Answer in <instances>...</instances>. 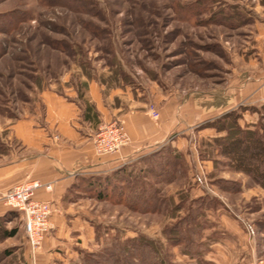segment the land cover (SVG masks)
I'll return each instance as SVG.
<instances>
[{"label":"rangeland","instance_id":"1","mask_svg":"<svg viewBox=\"0 0 264 264\" xmlns=\"http://www.w3.org/2000/svg\"><path fill=\"white\" fill-rule=\"evenodd\" d=\"M263 5L264 0H0V53H5L0 59L1 108L10 115L16 102L38 101L48 79L65 72H70L69 83L79 93L84 77L102 87L107 104L122 111L137 109L132 107L136 102L146 103L148 113L157 110L158 95L162 99L209 87L211 92L222 91L226 80L241 70L243 58L253 52V16ZM263 105H240L232 110L233 118L239 121L245 111L254 113V127L264 126L261 110L253 112ZM112 122L122 126L115 119L101 125ZM197 130L192 142L198 172L216 196L202 194L181 152L180 176L162 187V195L169 208L181 204L182 210L140 214L92 197L95 201L81 213L93 219L102 244L83 253H98L125 237L141 235L153 240L161 256L174 264H200L170 246L163 229L183 217L193 201L204 200L211 234L203 241L209 247L212 241L222 246L204 261L264 264V189L221 155L216 142L225 132L210 128L207 142L197 137ZM222 201L229 207L228 228L212 230L207 211L224 206ZM9 213L2 227L17 233L0 242V264H26L22 222L17 212ZM82 258L80 252L69 262L55 264H82Z\"/></svg>","mask_w":264,"mask_h":264},{"label":"crops","instance_id":"2","mask_svg":"<svg viewBox=\"0 0 264 264\" xmlns=\"http://www.w3.org/2000/svg\"><path fill=\"white\" fill-rule=\"evenodd\" d=\"M253 17V52L243 58L241 70L226 80L223 90L211 92L209 87L162 99L158 95L156 119L144 109L146 103L136 102L132 107L137 109L127 111L107 104L109 98L104 101L102 87L84 77L83 91L79 93L77 87L69 83L70 72L48 79V88L39 92L38 101L28 99L23 105L16 102L10 115L3 107L0 109V217L11 211L3 204L1 196L31 181L51 187L50 191L38 189L34 198L50 203L55 209L51 216L53 229L35 253L30 252L24 237L26 264L69 262L70 258L79 257L80 252L99 248L102 239L93 219L81 213L95 201L87 184L121 168L136 169L144 157L160 149L169 147L176 153L182 152L188 166L194 170L193 180L202 194L210 198L216 196L198 172L200 165L192 142L193 133L198 129L197 137L210 142L212 130L201 129V124L240 105L259 107L264 104L260 91L264 80V5ZM36 105H41L42 110ZM254 116L256 114L245 111L238 124L242 128H253ZM113 119L120 121L129 143L116 153L98 155L93 147L94 135L102 122ZM217 134L220 133L213 136ZM224 206L207 211L212 230L228 228L230 216L226 209L229 207ZM204 234L203 240L208 241L211 229H206ZM211 243L204 255L207 260L222 247L218 242Z\"/></svg>","mask_w":264,"mask_h":264},{"label":"trees","instance_id":"3","mask_svg":"<svg viewBox=\"0 0 264 264\" xmlns=\"http://www.w3.org/2000/svg\"><path fill=\"white\" fill-rule=\"evenodd\" d=\"M4 55L1 52L0 59ZM255 111L260 113L263 121L264 105L259 110H253ZM83 115L85 116V112ZM200 128L225 132V136L216 142L221 155L228 160L230 166L248 175L264 189V126L259 124L258 127L241 128L238 118H233V112L230 111L201 124ZM140 162L139 168H121L108 176L92 179L86 188L95 200L120 204L136 213L180 212L181 204L169 208L168 200L162 195V187L179 178L184 165L182 155L167 147L144 157ZM203 201H193L184 216L176 217L172 225L163 229V234L170 246L178 247L182 255L190 260H197L200 264H208L203 259L210 250L209 245L203 241V233L207 229L204 217L207 202ZM8 214L10 213L0 217V242L13 238L17 233L15 228L6 230L2 227ZM82 259V264H174L161 256L159 247L153 240L141 235L125 239L121 243L116 242L98 253L85 252Z\"/></svg>","mask_w":264,"mask_h":264},{"label":"built area","instance_id":"4","mask_svg":"<svg viewBox=\"0 0 264 264\" xmlns=\"http://www.w3.org/2000/svg\"><path fill=\"white\" fill-rule=\"evenodd\" d=\"M264 99V80L260 86ZM153 119L158 117L156 109L150 110ZM129 139L122 126L116 122L102 124L93 138V147L98 155H109L128 145ZM44 188L50 191L49 185L38 181L25 182L17 185L1 196L3 204L11 211L17 212L21 219L27 245L33 254L43 239L51 232L53 224L51 216L55 209L50 203L38 201L34 198L35 192Z\"/></svg>","mask_w":264,"mask_h":264}]
</instances>
